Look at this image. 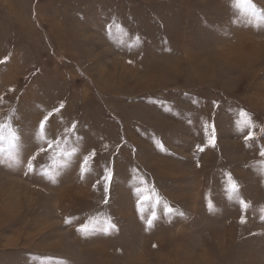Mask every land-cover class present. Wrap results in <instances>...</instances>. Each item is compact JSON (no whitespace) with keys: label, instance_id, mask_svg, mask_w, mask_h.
Instances as JSON below:
<instances>
[{"label":"rangeland","instance_id":"obj_1","mask_svg":"<svg viewBox=\"0 0 264 264\" xmlns=\"http://www.w3.org/2000/svg\"><path fill=\"white\" fill-rule=\"evenodd\" d=\"M252 2L0 0V264H264Z\"/></svg>","mask_w":264,"mask_h":264},{"label":"snow or ice","instance_id":"obj_2","mask_svg":"<svg viewBox=\"0 0 264 264\" xmlns=\"http://www.w3.org/2000/svg\"><path fill=\"white\" fill-rule=\"evenodd\" d=\"M232 6L234 7V9H237V10H239V11H241V12H243V11L246 10L247 8H254V7H255V5L253 4L252 0H232ZM262 22H264V21H262ZM247 115H248V114L245 113V112H243V111L240 112V116H241V117H247ZM47 120H48V117H45V118H44V121H42L41 124H40V129H41L42 132H43L44 129H45V122H46ZM243 123H245L246 125H251L250 117L247 118V119H245V120L243 121ZM7 127H8L7 125H0V156H5V155H6L8 159H11V160H13V161L18 162V160H17V156H16V151H17V147H18V143H19L20 137H19V135L17 134V131L14 130V129H9V134H8V136L6 137V136L4 135V131H5V129H6ZM6 139H7V141H8V145H9V147H8L7 150L2 146V145H3V142H4ZM246 139H252V135H251V133L246 137ZM212 142L214 143V139H213ZM47 143H48L49 147H51L52 144H53V141L49 140ZM57 147H59L58 144H57ZM201 150H202V149H201ZM40 151L43 152V151H45V149H44V148H41ZM66 155H70V154L66 153ZM260 155H261V156H264V150H262V151L260 152ZM35 159H36V157L33 156V157L29 160V162H28V164H27V168H28L29 171H33V170H34L35 166H34V164H33V161H34ZM5 162H6L5 159L0 158V163H5ZM85 163H87V160H85ZM44 174H45V175H48L47 172H45ZM52 178L54 179V176H53ZM109 178H110V177H109ZM230 185H231V189H232L233 191H236V190H237V185L235 184V182H231V179H230ZM158 202H159V201H158ZM240 203H241V205H242L245 209L248 207L247 203L244 202L243 200H241ZM165 209H166V211H167L168 213H171V212L173 211V210H172L170 207H168L167 205H165ZM262 211H264V210H262ZM154 218H155V213H153V219H154ZM241 222H242V223L244 222V221H243V218H242ZM148 224L151 225V224H152V220H149V221H148ZM109 227L114 228L115 226L110 224ZM88 230H89V225H88V224L83 225L82 228H81V231H88ZM105 231H107V229H106Z\"/></svg>","mask_w":264,"mask_h":264}]
</instances>
